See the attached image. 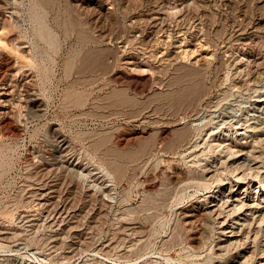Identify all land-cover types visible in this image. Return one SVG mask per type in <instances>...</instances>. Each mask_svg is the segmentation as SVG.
<instances>
[{"label":"rangeland","instance_id":"rangeland-1","mask_svg":"<svg viewBox=\"0 0 264 264\" xmlns=\"http://www.w3.org/2000/svg\"><path fill=\"white\" fill-rule=\"evenodd\" d=\"M154 1L1 0V11L8 18L6 35L12 37L4 50L23 67L15 70L17 78L28 81L38 95L33 104L25 86H19L8 109H16L14 118L5 123L8 126L0 124L1 264H58L66 253L93 249H107L115 256L136 255L132 264H145L148 259L151 264H215L210 249L193 239L205 218L185 216L188 206L209 189L181 188L172 176L173 171L193 168L196 172L190 174L201 176L203 163L215 153L196 157V148L191 147L194 137L185 136L192 142L179 143L176 129L193 124L197 112L207 119L213 114L214 125L235 138V130L244 126L247 117L253 126L235 147L243 148V154H236L241 160L248 149L259 154L264 141V102H259L264 94V0H171L177 8ZM151 14L159 16L160 23L153 29L146 25ZM184 48L196 51L184 54ZM174 50L184 59L169 61V66L161 57ZM193 55L210 57V63L196 77L202 80L197 96L185 102L179 98L183 87L196 79V72L188 69ZM138 60L148 61L149 69L134 68L132 61ZM123 70L140 81L149 76L147 90H133L112 78ZM120 94L128 102L120 101L125 98ZM164 127L174 135L166 137L172 149L165 147L166 138L160 141ZM144 128L150 131L147 142L151 143L143 142L147 148L139 142L125 149L116 144L117 136ZM210 130H204L205 138ZM62 137L70 144L67 156L71 154L80 165L76 170L51 164L59 155ZM136 146L143 148L138 151ZM127 149L134 150L129 151L133 159L119 158ZM110 150L120 152L115 155ZM110 160H122L127 171L123 177L114 173L110 191L105 192L99 165L109 168ZM84 168V174L88 169L92 175H83ZM152 175L156 185L151 188ZM224 175L223 185L232 178L230 172ZM242 184L236 193L243 191ZM256 185L255 181L248 191L251 196ZM215 186L211 184V189ZM197 250L201 255L194 254Z\"/></svg>","mask_w":264,"mask_h":264},{"label":"bare ground","instance_id":"bare-ground-1","mask_svg":"<svg viewBox=\"0 0 264 264\" xmlns=\"http://www.w3.org/2000/svg\"><path fill=\"white\" fill-rule=\"evenodd\" d=\"M160 2L164 3V7L165 8L167 7L166 5H169V6L177 8L176 5L174 6L172 4L171 0H155L154 1V3H156L157 5H159ZM1 6H2V2L0 0V124L1 123H3V124L7 123L8 124V123H10L9 122L10 119L12 117L14 118V116H15L14 113H12V110L16 111V109L13 108V109H11V111L10 110L8 111V109L10 107H13V105H11V104L13 103V101L15 99V96H16V94L18 92L19 86H22V87L25 86V90L28 93V97L30 98V101L33 104L37 103V99H38L37 96L38 95H36V93L34 92V88H32L31 84L29 85L27 83L28 81L26 83H24V81L22 82L21 80H19L17 78V75H18L19 71H15V70H17V69L20 70V67L21 68H23V67L18 65V64H21V63H18V64L15 63L16 60H13V59H16V58H13V57L10 56L11 58H13V59H11V58L8 57L10 54L12 55V53L7 55V52L4 50V45H5L6 41H8V40L11 41L12 37L6 35L5 26L8 24V20H7L8 18L5 17L6 14L3 15L2 11H1V8H3V7H1ZM4 8H5V6H4ZM106 8H108V7H106ZM108 10H106L105 13H103V14H107ZM158 19H159V16L156 17L155 15L151 14L149 16V18L147 19V22H146L147 24L146 25L150 29L151 28L153 29L154 27H157L160 24L158 22ZM107 35L109 36V34H107ZM15 42H16V40H15ZM11 43H14V41L11 42ZM17 43H18V41H17ZM12 46H13V44H12ZM16 46H17V44L15 45V47ZM15 47H14V49H15ZM175 50L171 51L168 54L165 53L167 57H165V55H162L161 58L167 62V65L171 61H176V60H179L181 58L182 55L180 54V51H178V50L175 51ZM182 50H183L184 54L185 53L187 54L189 52L193 53V52L196 51L195 48L193 50L191 49V51L188 48H184ZM94 56H96V55H94ZM195 56L194 55L192 56V59L190 61V65L188 64L189 65L188 69L189 70H194V72H196L195 73L196 76L194 75L195 76L194 78L198 77L197 75H199V73H201V71L203 70L204 66L207 65L208 63H210V61H209L210 57L208 59V57H206V56L205 57L203 56V58H196ZM188 58H190V56H188ZM183 59H184V57H183ZM132 62L134 64H136V66L134 68L137 69L139 67L140 70H144L145 67H148L150 65L148 63V61H140V60H138V61H132ZM166 62H165V64H166ZM171 63L169 64V66L171 65ZM255 67H256V65H255ZM148 69H149V67H148ZM148 69H145V70L148 71ZM185 69H187V68H185ZM123 71L124 72H122V71L115 72V77H112V78L113 79L115 78L114 80H116V79L119 80V82L121 81L120 83H122V82L124 83L125 82L131 89L133 88V90L135 89L137 91L138 90L142 91V90L146 89V86L150 83L151 78L149 76L148 77L143 76L144 78H142L141 81H140V80L134 79L135 76L134 77L130 76V72L128 73V72H125V70H123ZM202 73H204V72H202ZM187 75L188 74H186V76ZM111 76H113V75H111ZM192 77H193V75H192ZM200 81H202V80H200ZM200 81H199V79L197 80V78H196L194 80H191V82L189 84H187L185 87L182 86L184 88V90L182 88L183 91L181 90L182 92H181L179 98L182 101H185V102H187L189 100L193 101L194 98L197 96V94H196L197 90H200L199 89V82ZM203 81H204V79H203ZM29 83H31V82H29ZM185 83H187V82H185ZM119 91H120V89H119ZM122 91H123V89H122ZM121 94H122V92H121ZM120 95H118V97ZM121 96H123V98L124 97L125 98H124V100L121 98L120 101L122 100V102L123 101L126 102L127 101L126 100V95L124 96V94H123ZM261 96H263V98L260 99L259 102H261V104H262L264 102V94H261ZM76 99L79 100V103L81 101H83L80 98H76ZM181 100H180V102H181ZM77 102L78 101L76 100V103ZM83 103H84V101H83ZM184 103H183V105H184ZM181 104H178V106H180ZM188 105H189V103H188ZM194 107H195V105H194ZM38 108H40V107H38ZM262 109H264V105L262 106ZM174 111L176 112V110H174ZM173 114H175V113H173ZM191 114H192V112H191ZM214 118H215V116L213 114L209 117V119H207V117H202L197 112L196 116H195V118L193 120V124L191 123L189 126L187 125V126H181L179 128L177 127L176 130H177V135H178L177 138H179V141H178L179 143L181 142L180 140L187 139L188 137H194L195 140L193 139L194 141L191 144L192 145L191 147H193L194 149L196 148V151H195V154H196L195 156L196 157H200V155L203 154V153H205V154H208V153L214 154L215 153V154H214L213 159L210 160V159L207 158L206 159V164L203 163V167H201V173L202 174L199 173V174H201L202 177L200 175L199 176L191 175L194 171L196 172V168H195V170H193L194 169L193 168L191 171L190 170H188V171H186V170L185 171H179L178 170L177 174H175L176 173L175 171H173L174 173H172L173 174L172 176H174V178H175L173 182H174L175 185L180 186L181 188H184V186L186 188V186L188 185V187H190V186H206L209 189V191H207L205 194L201 195L195 201V203L193 202V203L190 204V206H188V208L186 207L187 209L185 210L186 211L185 212V216H194L196 218H198L199 216H203L202 219L205 218L204 220L206 222H204L202 224L203 228H200L201 230H199L193 236V239H195V240H197L199 242H203L202 243L203 247H207V249H210L209 250L210 253L214 256L213 258L216 259L215 260V264H264V143H263L264 142L263 141L264 138L262 137L263 138L262 139L260 137V140H258V142H260L261 139L263 141V142L261 141L262 143L260 142L262 144V147H260L261 149L257 148L258 150H260L259 154L256 155L254 153H251V150L248 149L247 153L246 152L244 153L246 155H244V156L242 155L244 158L241 160V158L236 153L238 151L239 152L241 151L242 154H243V152H244V151H242L243 148L236 149L235 147L238 146V143H239L238 140H242V139L247 137V135H248L249 131H251V127L253 125L251 126L250 124H248V121H247L248 119L246 117L245 122H244L245 123L244 126H242L239 131H237V129L235 130L237 135H235V138H233V136L232 137H228V135L231 136V133H228V132L222 133L221 129L219 130V125L218 124L214 125L216 123V122H214ZM15 119H12V120H15ZM3 124H2V126H3ZM7 124H5V125H7ZM261 127L263 128L262 125H261ZM207 128H210L211 130L209 132L208 137L205 138L204 135L208 134V132L207 133L205 132V134H203V133H204V130H206ZM255 128H256V126H254L252 129L256 130L257 128L256 129ZM117 130H119V129H117ZM170 130L171 129H169L168 127H164V128H162L160 130V135H161L162 139L161 140L159 139V140L162 143H163L164 138L169 137V134L172 133ZM257 134L258 133H256V135ZM149 135H150V131L147 128H144V129H141V130H136V131L133 130V131H130L129 133H127L126 135L117 136V134H116L117 143L116 142L115 143L117 145H119L120 148H123V149H125V147L127 148V146L129 147V145H131L132 143L134 144L135 142L136 143L139 142V143H141L139 145H142L143 147L144 146L146 147L147 143H151V142H147V138H148ZM172 135H173V133H172ZM185 136H188V137H185ZM149 139L151 140V138H149ZM167 139H170V138H166V141H167ZM190 139H187V141L188 142H192V141H190ZM66 140L67 139H63V137H62V139H60V143L58 145L59 155H56L57 157L54 159V161L51 164L55 165V167H57L59 165V166L67 167L70 170H76V169H78L80 167V165H79L78 162H76L73 158L70 157L71 154H70V156H67V154H68L67 151H68V149H70L69 148L70 144ZM102 141H101V143H102ZM143 142L144 143L147 142V143H145L146 145ZM152 142H154V140ZM254 142H257V141L253 140V143ZM258 142H257V144H258L257 146L259 147V143ZM103 143H104V141H103ZM103 143H102L101 147L105 146V145H103ZM169 143H171V141ZM169 143L167 141V143H165V147L166 148L171 147V149H172L173 145H171L172 143L171 144H169ZM173 143H175V140H174ZM55 144H57V143H55ZM240 144L244 145L243 143H240ZM261 144H260V146H261ZM179 145H178V147H179ZM250 146L254 147V145H252V144ZM98 147L100 148V146H98ZM150 147H152V144H151ZM155 147L157 149V145ZM187 147H185V148H187ZM247 147H248V145H247ZM97 148L95 150H97ZM132 148H135V147H132ZM163 148H164V145H163ZM197 148H200V149L202 148L201 149L202 151L200 153H198V151L200 149L197 151ZM118 149L119 148H117V150H116V148H115L113 150L118 151ZM139 149H140V146H139V148L137 150L139 151ZM251 149H253V148L251 147ZM108 151L105 150L106 153H109ZM129 151L133 152L134 150H128L127 149L124 152L121 151L122 152V153H120L121 157H119V156L118 157L121 158V159H122V156H123V158L124 157L130 158L131 157V152H129ZM143 151L146 152L147 149L146 150L143 149ZM112 152H114V151H111L110 153H112ZM119 152H114V153L116 155V153H119ZM136 152L137 151H135V154H140V153H136ZM114 153H113V156H114ZM144 153L140 154V155L143 156ZM223 153L225 154L224 157L226 156V158L222 157ZM135 154H134V156L137 158V155H135ZM218 155L220 156L219 158H217ZM118 157H116V158H118ZM131 159H133V158L131 157ZM121 161L120 162H116V161H111L110 160L109 161L110 165H108V166H110L109 168L107 167V165L105 163H104V165H106V166H104L103 163L101 164V162L99 163V164H101V165H99L100 169L102 171L101 173H103V175H104V177L106 179V180L102 181L101 188L103 189V191H105V190H109L110 191L111 183H112V181L115 178L114 173L116 175L122 176L125 173V171H127L126 170L127 168H125L126 165H124L126 163L123 164ZM130 161H132V160H130ZM193 161H195V160H193ZM199 161H201V158H199ZM109 162H108V164H109ZM123 162H125V161L123 160ZM126 162H127V159H126ZM129 163H131V162H129ZM197 164L195 163L194 165L197 166ZM188 168L191 169V167H188ZM47 170H49V169H47ZM50 170H54V169L51 168ZM84 170H85V168L82 171L80 170L83 175H85V176L92 175V171L91 170L87 169L86 174L83 173ZM189 171L191 172V174H190ZM49 172H51V171H49ZM164 172H166V170H164L163 173ZM167 172H168V170H167ZM227 172H230V174L232 175V178H229L225 182L226 184L223 185V184H221V183H223V181L225 179L223 176H225L224 174H226ZM70 174L72 175V173H70ZM119 176H116V177H119ZM158 178H160V177H158ZM154 179H155V176L149 177V180H148V178H146V180L150 181L149 184L152 183L149 186L151 188L154 187V185H156V181ZM255 181L257 183L256 189L253 191L254 195L251 196L248 191L251 189V187L253 186V183ZM76 182L78 183L79 181H76ZM211 184H216V186L211 189ZM241 184L244 185V187L242 189L243 191L241 193H236L235 190H237L240 187ZM59 185H61V184H59ZM225 185H227V186H225ZM177 186H175V187L177 188ZM88 187L91 188V186H89V185H88ZM53 189H55V187ZM148 189H150V188H148ZM57 190H59V189H57ZM150 190H148V191H150ZM233 193H236V194L232 195ZM106 195H107V193H106ZM57 197L59 198V196H57ZM89 198H91V197H89ZM86 203H87V201H86ZM76 205H77V203H76ZM89 206H91V205H89ZM73 219H75V218H73ZM0 232H2V231H0ZM250 242H252L253 244H250ZM106 246H109V244H107ZM116 246H117V244H116ZM110 247H112V246H110ZM134 249H135V247H134ZM83 251L84 252L82 254H81V252H80V254H74L75 251L73 253L70 252L69 254L66 253V255L64 254L65 257H63V261H61L58 264H71V263L75 262V260L80 259V258H83V260H82L83 262L82 263L80 262L79 264H132L131 262L135 261V259L137 258L136 255L135 256L129 255L130 253H127L128 255L123 254V255L115 256V255H113V252L111 254L107 249L106 250L93 249L89 253L86 252L85 250H83ZM111 251H112V249H111ZM200 252H201L200 250L199 251L197 250V251H194V254L197 255V254H200ZM138 258H139V255H138ZM167 258L170 259V256L167 257ZM151 261L152 260L148 259L145 264H151Z\"/></svg>","mask_w":264,"mask_h":264}]
</instances>
